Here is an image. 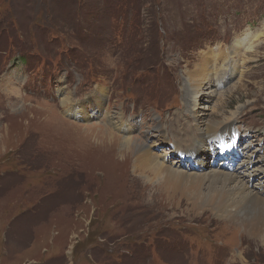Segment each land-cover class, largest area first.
I'll list each match as a JSON object with an SVG mask.
<instances>
[{
    "label": "rangeland",
    "instance_id": "374dc122",
    "mask_svg": "<svg viewBox=\"0 0 264 264\" xmlns=\"http://www.w3.org/2000/svg\"><path fill=\"white\" fill-rule=\"evenodd\" d=\"M130 1L0 0V264H264L260 241L160 196L117 155L130 135L176 167L200 171L203 157L227 169L224 146L250 145L252 186L264 188V0ZM206 57L213 80L193 105ZM82 108L95 113L76 117ZM233 112L238 148L231 132L199 155L176 147L185 131L198 143L193 114ZM116 113L138 126L114 131Z\"/></svg>",
    "mask_w": 264,
    "mask_h": 264
},
{
    "label": "bare ground",
    "instance_id": "6f19581e",
    "mask_svg": "<svg viewBox=\"0 0 264 264\" xmlns=\"http://www.w3.org/2000/svg\"><path fill=\"white\" fill-rule=\"evenodd\" d=\"M258 37L259 35L257 36V38ZM236 44L238 46L236 47L235 52L238 51L239 48H241L242 43L238 41ZM253 48V45H250V47L248 48V52L252 51ZM222 51L223 50H221L218 54L220 58L221 56L223 57V55H221ZM224 54L226 55L227 53L225 52ZM210 55L211 54H209L208 56ZM230 57L232 58V56ZM211 59L212 57H206L203 63L196 68L195 80L193 84H190L191 91L188 92L186 98V100L192 102L193 105H198L197 103L200 99L199 96H202V94L205 93V89L208 88L207 86H209L207 84H209L210 81L213 80L212 72L207 69L209 65H211V63L209 62V60ZM237 66V64L233 65V68L232 66H230L226 68V70L229 69V72H231V70L233 69L235 72ZM232 91L233 90H230V92ZM211 93H215V91H211ZM225 94V92H222L217 96L219 97L218 101H220L221 103H218L215 107H212L210 109V115H214L218 112L222 115L221 109L223 108L225 103L224 101L222 102V98ZM67 101L68 99L66 98V100L62 102V106L68 108L67 112L69 114L74 115V106L72 104L74 100H72V102ZM97 102L100 103L99 97ZM193 109H191V111ZM94 113L95 109H93L91 113H88L82 108L76 111V117H85L89 115V117L91 118V115ZM236 114L237 112H233L230 116L224 115V120L221 121H212L211 119L208 121H204L202 120V118L197 117L196 114H193L196 118V128L198 129V131L202 132L201 137L198 139V143H196V145L190 143L189 145V141L192 139L189 133L185 131L183 133L184 135L182 134L180 136L179 133L176 132V147L185 146L188 148L190 154L199 155L204 151L205 143L209 140V138H211V141L215 139L213 141V144H215L219 140V135L223 137L225 133L230 134V132L232 133L231 136L233 138V141L229 140V142L232 141L231 143L237 146L238 132L233 130ZM107 117H109V119L107 118L108 123L112 126L114 131L135 129L138 126V124L135 125V120L127 121L124 118L122 119L121 116L120 119H117L119 117L117 113L110 114ZM222 125L224 127V132L220 133L219 128ZM103 132H105V134H102L101 137L104 138L107 134L108 136L106 138V141L111 142V131L109 132V130H104ZM159 133H162L160 128ZM140 140L139 138H133L129 135V137H125L123 141H120L121 147L118 148L119 151L117 154L119 158H114H118L121 163L120 167L127 166L128 162L131 161L134 173H140L147 179H156L155 182L151 183V185H154L153 190L157 191L160 196L169 199H178L179 207L183 204L184 199L187 200L188 203L185 205L187 206L189 211L201 213L208 209L209 212L216 217L220 218L221 220H225L224 222L229 226L233 225V227L235 228L238 227L239 230L244 231L247 237L256 241H260L264 246V188L262 189L260 187V189L257 190L252 186L251 181L254 177L257 176V172L259 169H257L255 161L253 160V156L250 154V145L247 148H244V151L239 149L237 151L238 155H235V153L233 152L234 150H236V147H233L229 143L228 146L230 147H227V145L224 146L223 153L221 152L222 155H225V151H229L230 155L228 157L231 156L230 158H232V165H230L231 167L227 169L219 168L218 161H210V163H208L205 162V159H203V157H199V159L197 157L198 162L196 161V163L200 165L198 168L200 169V171H191L186 168L182 169L181 167H176L174 163H168L166 160L167 156L155 155V153L152 152L153 145L148 144V141ZM95 144L99 146L97 142ZM101 146L104 145L102 144ZM106 151H109V149ZM193 157L196 158V156ZM190 160L192 161V158ZM114 165H116L115 162ZM240 168H242L243 171L238 170ZM262 171L264 172V170ZM260 190H262L263 192ZM238 257L243 260V255L241 252L238 253Z\"/></svg>",
    "mask_w": 264,
    "mask_h": 264
},
{
    "label": "trees",
    "instance_id": "16d2710c",
    "mask_svg": "<svg viewBox=\"0 0 264 264\" xmlns=\"http://www.w3.org/2000/svg\"><path fill=\"white\" fill-rule=\"evenodd\" d=\"M130 2H131V4H133V6H138L137 4H139L137 0H131ZM4 34L5 33H1V36Z\"/></svg>",
    "mask_w": 264,
    "mask_h": 264
}]
</instances>
